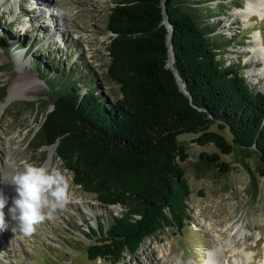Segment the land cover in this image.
Segmentation results:
<instances>
[{"label": "trees", "instance_id": "obj_1", "mask_svg": "<svg viewBox=\"0 0 264 264\" xmlns=\"http://www.w3.org/2000/svg\"><path fill=\"white\" fill-rule=\"evenodd\" d=\"M186 1L112 0L106 77L119 86L114 100L92 87L81 91L75 81L49 84L52 107L33 142H56L73 182L119 208L86 233L89 259L116 264L159 229L179 232L191 222L181 165L188 153L179 134L198 133L195 141L222 153L233 144L253 150L264 163V89L222 56L234 42L222 32L220 43L211 36L217 23L208 21V8ZM201 154L227 167L216 152Z\"/></svg>", "mask_w": 264, "mask_h": 264}, {"label": "rangeland", "instance_id": "obj_2", "mask_svg": "<svg viewBox=\"0 0 264 264\" xmlns=\"http://www.w3.org/2000/svg\"><path fill=\"white\" fill-rule=\"evenodd\" d=\"M186 3L208 8V21L217 23L211 36L222 32L234 42L221 51L222 56L242 67L243 75L264 89V73H249L252 68L263 69V59H254V53L247 48L254 45L255 30L263 35L264 43V18L253 15L252 24L242 26L235 11L245 6L246 0ZM45 4L52 7L51 22H46L50 15L40 14L39 9ZM112 4V0H0V86L4 87L0 103H5L11 83L19 76L42 81L28 95L9 100L0 114V180H9L24 162L44 166L48 160L51 144H35L33 135L39 130L44 113L52 107L49 84L75 81L81 91L92 87L108 100L120 95L118 84L106 77V44L111 33L106 21ZM61 21L65 25L60 28L61 34H56L55 25ZM225 37L216 35L214 39L220 43ZM223 134L231 141L228 130ZM197 135H178L188 153L181 165L191 189L187 198L191 222L179 232L169 226L159 229L146 237L135 253L126 254L116 264H176L177 260L181 264H206L207 250L219 245L216 232L225 247L226 264H235L227 239L237 223H243L246 232L234 240V245L240 250L246 244V251L256 253L247 262L238 250L237 264H264V163L253 150L242 151L233 144L230 153H222L211 142L199 144L194 140ZM202 152H216L218 161L226 162L227 167H219ZM52 167L66 169L55 151L49 168ZM71 183L72 202L39 224L30 236L12 231L16 222L11 220L6 207L9 227L0 232L1 264L3 260L8 264H96V258L89 259L85 250L92 240L86 233L90 235L91 227L98 226V217L106 223L119 208L102 204L95 193L83 191L72 179ZM85 204L90 206L86 208Z\"/></svg>", "mask_w": 264, "mask_h": 264}, {"label": "clouds", "instance_id": "obj_3", "mask_svg": "<svg viewBox=\"0 0 264 264\" xmlns=\"http://www.w3.org/2000/svg\"><path fill=\"white\" fill-rule=\"evenodd\" d=\"M71 179L67 169L24 162L9 180H4L15 188L16 195L11 197L10 206L9 197L0 190V232L9 227L6 222L7 207V214L16 222L12 231L32 235L39 224L51 219L57 210L65 209L72 202L74 186ZM2 259L3 253H0ZM3 264H8V261L3 260ZM96 264H104L103 259L97 257ZM176 264L181 262L177 260Z\"/></svg>", "mask_w": 264, "mask_h": 264}, {"label": "bare ground", "instance_id": "obj_4", "mask_svg": "<svg viewBox=\"0 0 264 264\" xmlns=\"http://www.w3.org/2000/svg\"><path fill=\"white\" fill-rule=\"evenodd\" d=\"M31 7L36 8V5H33ZM39 7L41 8L40 5H39ZM43 7L44 8L39 9L40 14H43L44 16L50 15V16H47L46 22H51L52 18H50V17H54L53 14L50 13L52 11L51 10L52 7H50L49 4H47V5L45 4V6H43ZM49 8H51V9H49ZM235 12H237L236 18L241 19L243 21L242 26L246 27L248 25H251L252 24L251 17L253 15L259 16L260 19L264 18V0H246L245 6L238 8ZM64 22L65 21H61L60 23L55 25V31L54 32L56 34H61L62 31L60 30V28L63 25H65ZM23 28H24V26H23ZM253 40H254V45L249 44L247 46V48L250 49L254 53V55H255L254 59H256V58L259 60L263 59V62H264V43L262 42L263 35L258 30L257 31L255 30V32L253 34ZM170 62H172V57L170 58ZM249 73H252L253 75L260 74V73L262 74V73H264V68L263 69L252 68L249 70ZM37 82H42V81L39 80L37 77H33V76H24V75L19 76V78L17 80H15L14 82L11 83L10 91L8 93L7 98L11 100L14 97L28 95L29 92L32 91V89L33 90L35 89ZM22 83H28L29 86L28 85L26 86L24 84L21 85ZM30 83H34V86L32 84L30 85ZM5 104L6 103H0V114H1ZM54 151H55V147H51L50 148V156L44 164L45 167L49 168L51 166V164L53 162ZM0 190H2L5 193V195L8 196L10 199H11V197L16 195L14 186L11 185L10 183L4 182V180H0ZM10 199H9V202H11ZM84 206L86 207V206H90V205L85 204ZM88 210L90 211V208ZM245 232H246V229L244 228L243 223H237L235 226L234 233L230 232V236L227 239V243L230 245V249H231L230 255L234 256V263L235 264L239 263L238 259L236 258V252L239 250V248L236 247L233 242L236 238L243 237ZM216 233H217L216 234L217 238L219 240V245L218 244L215 245L214 249H212V250L211 249L207 250V252H206L207 253V259L205 261L206 264H226V262L228 261L226 259L227 256L225 255L226 252H225L224 244L221 241V235L219 232H216ZM239 252L242 254V257L247 262L249 260H252L254 258V256L256 255V253L246 251V244L242 245V248L239 250Z\"/></svg>", "mask_w": 264, "mask_h": 264}, {"label": "water", "instance_id": "obj_5", "mask_svg": "<svg viewBox=\"0 0 264 264\" xmlns=\"http://www.w3.org/2000/svg\"><path fill=\"white\" fill-rule=\"evenodd\" d=\"M172 57V49H171V46H170V53H169V60L170 58ZM169 66H171V62L169 61L168 62ZM180 85L182 86V84L180 83ZM190 96V95H189ZM10 99H8L7 97L5 98V103H8ZM51 147H56V142L52 143L51 144Z\"/></svg>", "mask_w": 264, "mask_h": 264}, {"label": "flooded vegetation", "instance_id": "obj_6", "mask_svg": "<svg viewBox=\"0 0 264 264\" xmlns=\"http://www.w3.org/2000/svg\"><path fill=\"white\" fill-rule=\"evenodd\" d=\"M20 14H22L23 12L22 11H19ZM27 19V18H26Z\"/></svg>", "mask_w": 264, "mask_h": 264}]
</instances>
